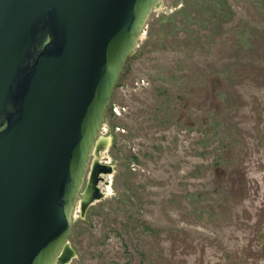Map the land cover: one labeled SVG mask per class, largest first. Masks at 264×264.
Segmentation results:
<instances>
[{"label":"rangeland","instance_id":"obj_1","mask_svg":"<svg viewBox=\"0 0 264 264\" xmlns=\"http://www.w3.org/2000/svg\"><path fill=\"white\" fill-rule=\"evenodd\" d=\"M145 31L65 264H264V0H163Z\"/></svg>","mask_w":264,"mask_h":264},{"label":"water","instance_id":"obj_2","mask_svg":"<svg viewBox=\"0 0 264 264\" xmlns=\"http://www.w3.org/2000/svg\"><path fill=\"white\" fill-rule=\"evenodd\" d=\"M162 0H0V264H57L128 58Z\"/></svg>","mask_w":264,"mask_h":264},{"label":"bare ground","instance_id":"obj_3","mask_svg":"<svg viewBox=\"0 0 264 264\" xmlns=\"http://www.w3.org/2000/svg\"><path fill=\"white\" fill-rule=\"evenodd\" d=\"M162 2H163V0L157 5V7L155 8V10H156L158 7H160V5L162 4ZM155 10H154V11H155ZM99 140H100V135H99V138H98L97 146H96V148H95V150H94V152H93V154H92V156H91V159H90L89 165H90V163H91V160H92L93 155H94L95 152H96V149H97L98 144H99ZM89 165H88V170H89ZM88 170H87V175H88ZM86 178H87V176H86ZM85 181H86V179H85ZM84 184H85V182H84ZM81 198H83V199L85 200V205H86V206L89 205L90 202L87 201V200H89L88 195L83 196V195L81 194V196H80V198L77 200V202H78ZM76 205H77V203H76ZM76 205H75V207H76ZM75 207H74V210H73V214H74V211H75ZM72 219H73V217H72ZM64 253L67 254V258H65V259H64V257H62V255H64ZM71 253H72V251L70 250V245H67V246L65 247V249L62 251V253L60 254V256H59V258H58V261H57V264H65L66 262H68V261H69V256H70ZM61 259H62V260L64 259V260H67V261L64 262V260H63V263H62Z\"/></svg>","mask_w":264,"mask_h":264},{"label":"trees","instance_id":"obj_4","mask_svg":"<svg viewBox=\"0 0 264 264\" xmlns=\"http://www.w3.org/2000/svg\"><path fill=\"white\" fill-rule=\"evenodd\" d=\"M134 56H135V55H134ZM136 56H138V55H136ZM130 58H132V57H129L127 61H129ZM121 79H122V77L120 78V80H121ZM117 86H120V81H119V83H118ZM110 110H111V115H112V110H113V106H112V105L110 106Z\"/></svg>","mask_w":264,"mask_h":264},{"label":"built area","instance_id":"obj_5","mask_svg":"<svg viewBox=\"0 0 264 264\" xmlns=\"http://www.w3.org/2000/svg\"><path fill=\"white\" fill-rule=\"evenodd\" d=\"M117 114H120L119 109H114Z\"/></svg>","mask_w":264,"mask_h":264}]
</instances>
